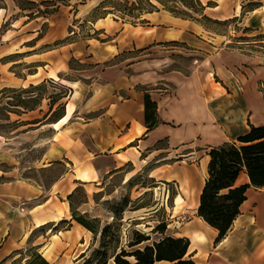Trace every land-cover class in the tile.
Instances as JSON below:
<instances>
[{
  "label": "crops",
  "instance_id": "obj_1",
  "mask_svg": "<svg viewBox=\"0 0 264 264\" xmlns=\"http://www.w3.org/2000/svg\"><path fill=\"white\" fill-rule=\"evenodd\" d=\"M0 1L4 3L0 7L1 19L2 12L9 8V1ZM27 1L37 4L52 0ZM200 1L205 5L203 0ZM210 1L213 6L206 7L204 13L209 16L210 9L209 17L215 21L241 17L237 15H240L243 5L251 4L239 23L243 30L241 36L211 33L199 21L179 17L167 10L146 12L137 22L117 18L107 21V14L93 21V26L95 22H102V26L97 28L102 39L98 38L99 45L92 49V41L96 40L88 37L84 43L89 51L84 52L96 66L104 64L101 66L104 80L99 86L108 96L103 106H99L97 118L80 122L72 109L71 116L61 122L71 106L68 101L64 111L52 120L49 118L56 110L57 101L49 105L42 116L34 112L35 108H41L40 101L37 107L30 109L12 105L21 108L18 113L5 111L6 120L15 123L16 127L8 136L0 133V261L7 254L3 250L11 243L20 245L41 227L66 220L70 212L67 197L75 187L82 185L89 193L88 187L91 186L93 193H98L94 190L95 185L102 184L100 181L106 175L125 172L121 183L135 187L133 199H138V203L143 195L151 191L148 186L151 183L162 181L175 186L170 207L165 205L168 210L164 233L158 236L157 232L147 233L151 243L165 236L186 237L189 240L186 255L196 264H264V187L247 188L239 214L218 242H215L218 230L197 215L199 196L208 176L209 156L206 152L211 146L235 141L246 133L248 121L256 126L264 124V97L257 88L258 83L263 84L264 78L260 76L255 80L256 94L250 97L243 92L236 73L229 69L237 71V66L249 69L251 65L254 70H250L255 76L257 73L264 74V53L235 49L226 51L224 47L227 40L235 38L233 42L240 45L264 48V37L256 38L264 35V0ZM34 37L30 38L35 39V43L29 49L37 48L36 42L46 38V34ZM169 42L183 43L191 55L200 56L196 71L174 75L163 56L160 59L146 58ZM72 44L78 43L67 45ZM51 51L19 49L7 52L0 47V89L24 90L46 80L55 81L64 68H56V60L46 63L47 60L41 58ZM121 54L127 55L110 62ZM259 58L262 61L257 60ZM106 62L110 63L106 65ZM20 63L33 71L26 73L24 69L23 75L16 74L14 69ZM220 67L229 70L232 79L226 81L221 78L222 83L211 81ZM216 84H219L218 89L214 88ZM139 85H147V88L140 89ZM145 92H149L156 103L161 120L149 131L144 116ZM35 97L30 96V99ZM255 107L259 109L258 122L251 120ZM54 123H59V126L54 128ZM216 126L221 134L213 133V137L223 135V138L216 144H205L209 139L206 134ZM24 130L47 136L42 154L47 163L39 169L51 170L58 164L65 168L47 187L41 180L25 175L20 171L18 162L11 160L10 138ZM163 142L165 145H161ZM127 167L126 171L124 168ZM142 172H147L149 183L146 185L135 180ZM245 183H249V178L245 171H241L235 185ZM175 196L183 199L177 207ZM160 207H164V202ZM132 212H157V207L142 205ZM68 225L69 228L57 230V233L61 232L70 242L81 245L79 253L86 257L94 234L79 223L69 221ZM153 228L148 227L151 231ZM52 232L50 235L54 234ZM154 264L172 262L160 260Z\"/></svg>",
  "mask_w": 264,
  "mask_h": 264
},
{
  "label": "rangeland",
  "instance_id": "obj_2",
  "mask_svg": "<svg viewBox=\"0 0 264 264\" xmlns=\"http://www.w3.org/2000/svg\"><path fill=\"white\" fill-rule=\"evenodd\" d=\"M8 1L9 8H6V11L2 12L4 15L0 19V47L7 52L19 49L26 51L36 50L37 52L53 50L43 54L41 58L47 60L46 63L56 60V68H64V71L58 74L55 81L46 80L34 88L28 87L24 90L21 88L0 89V133L5 136H8L9 132L13 131L16 127L15 123L6 120L5 111L9 110L16 113L21 111V108L11 107L12 105H20L24 109H30L37 107L36 104L40 101L39 106L41 108H35L34 112L42 116L49 109V98H53L57 101L55 106L57 115L64 111L65 103L68 101L73 111L76 112L75 115L80 122L98 117L100 113L99 106L108 97L102 87L99 86L104 80V73L101 70V66L104 64L96 66L97 64L93 63L94 60L85 55L84 51L89 50L85 46L84 40L88 37H94L96 41H92V49H96L97 45H99V40L97 39H102V35L98 33L97 28L102 26V22L100 24H96L95 22L93 26V21L98 16L104 15V12H109L107 13V21L117 18L137 22L147 10H167L182 18L189 20L197 19L196 21L202 23L211 33L233 37L230 34H234L235 36L242 35V25L239 23L241 22V17L245 15V11L251 7V4L243 5V9L239 13L240 15H237L241 17L215 21L209 17L210 9H208L209 16L204 13L206 7L213 6L210 0H203L205 5L200 0H152L154 3L153 7L148 4V0H105L94 11L93 8L103 0H71V2L67 0H52L45 3L42 1L37 4L27 0ZM199 2L204 6L202 13L200 12ZM3 5L4 3L0 1V7H3ZM199 13L207 16L208 19L202 18ZM188 16H192L193 18ZM45 34L46 38L42 37ZM33 36H35L34 38L39 36L42 38L36 42L37 48L29 49L35 43V39H30ZM263 37L264 35H259L256 38ZM28 39H30L29 42L26 41ZM234 39L231 41L227 40V43L224 45L226 51L227 49H235L236 51H259L264 53V48L252 45H240L233 42ZM75 42L78 44L67 45ZM157 50L156 53L146 56V58L160 59L163 56L169 64V71L174 75L179 76L194 72L197 65L200 64V56L191 55L183 43L169 42ZM132 53L136 54V52ZM126 55L121 54L110 62H116ZM137 58L140 59L141 57L138 56ZM257 60L262 61L260 58ZM110 62H106L105 64L108 65ZM27 67L21 63L17 64L14 72L18 75H23L22 70L24 69L26 73L33 71L32 68L27 69ZM248 67L250 68L237 66V71L234 68L229 69L236 73L235 76L239 79L243 92L252 97L256 94L255 80L259 79L260 76L264 78V74L257 73L255 76L251 71L254 70L251 65ZM217 72V74H213L211 81L222 83L221 78L226 81H229V78L232 79L229 70L220 67ZM109 75H112V73H109ZM139 88L146 89L147 85H139ZM214 88L218 89L219 84L214 85ZM257 88L263 93L264 97V80L262 85L258 83ZM30 96L36 97L30 99ZM257 109L255 107V115L251 119L254 122H258L257 120H259V111ZM80 118H83V120ZM213 133L221 134L218 126L213 127L206 134L209 139H206L205 144H216L223 138V135L221 137H213ZM16 134V137L10 138L11 160L18 162L21 172L36 180H41L47 187L54 177L65 168L63 165L58 164L54 165L51 170L39 169L41 165L47 163L42 156L46 148V145L43 143L47 139V136L44 137L46 134L31 133L29 130L17 132ZM33 145L35 146L33 147ZM161 145H165V143L163 142ZM170 156L172 158V155ZM124 169L127 171L128 167ZM124 174L125 172H119L117 174L106 175L103 181H100L102 184L95 185L96 188L94 190H98V193H93L91 186L88 187L89 193L82 185L75 187L68 200L70 212H68L66 220L62 222H59V220L55 222V225L48 224L41 227V229L31 234L26 241L20 243V245L15 242L11 243L10 246L3 250L7 254L1 259L0 264H27L35 253L40 254L50 264H80L83 261L82 259V261L79 260L82 255H84L83 259L90 256L93 250L99 246L100 231L104 225L111 222L119 223L120 227L118 244L114 241L109 244L110 249L118 245L117 251H119L120 247L130 250L127 243L132 238L134 230L148 235L147 233L152 232L148 227L162 225V231L155 233L156 236L162 235L161 233H164V228L166 227L165 220L167 219L168 210L165 209V205L170 207L175 186L173 184H163L162 181L151 183L148 185L151 191L143 195L141 197L142 201L138 203V199H133L135 187L131 184L126 185L121 183V178ZM135 180H137V183L146 185V183H149L147 172L138 174ZM163 202L164 207H160ZM142 205H146L147 208L149 206L157 207V212H132L135 208ZM115 214L121 217V219L115 220ZM73 215L86 218L97 231V234L93 233L94 239L88 245L89 251L86 257L85 254L79 253V250L82 248L81 245L76 242H70L69 238L61 235V232L57 233V230L69 228V221L77 223L73 219ZM52 230L54 234L50 235ZM56 234L58 237L54 238L53 235ZM144 244H151V241H146L141 246ZM108 263L114 264L112 259H109Z\"/></svg>",
  "mask_w": 264,
  "mask_h": 264
},
{
  "label": "trees",
  "instance_id": "obj_3",
  "mask_svg": "<svg viewBox=\"0 0 264 264\" xmlns=\"http://www.w3.org/2000/svg\"><path fill=\"white\" fill-rule=\"evenodd\" d=\"M104 1L94 7L93 11ZM148 1V4L153 7L152 0ZM198 4L202 13L204 6L200 2ZM154 10L156 9L147 10L145 13ZM107 13L109 12H104V14ZM201 13L199 14L202 18L208 19ZM188 17L193 18L192 16ZM55 101L50 98L49 105L52 106ZM56 115L57 109L53 111L49 120H52ZM144 116L147 131L161 123L156 103L151 99L149 92L144 93ZM247 125L249 126L248 131L238 136L235 141H225L219 145L211 146L206 152L209 156L208 176L199 196L197 215L218 230L215 242L225 236L233 220L239 214V206L245 200L247 188L250 186L264 187V124L256 126L248 121ZM241 171H245L249 183L235 185ZM72 193L68 195V200ZM114 217L115 220L121 219L116 214ZM73 219L92 233L97 234L95 227L86 218L73 215ZM62 221L65 220L60 222ZM162 229L163 226L158 225L152 229V232H161ZM119 238V223L111 222L104 225L99 234V246L80 264H109V259H112L114 264H154L160 260H167L172 264H196L189 258V255H186L189 246V240L186 237L165 236L151 244L141 246L150 238L148 235L134 230L132 238L127 243L130 250L120 247L117 251L118 245L110 249V242L114 241L118 244ZM27 264L50 263L40 254L35 253Z\"/></svg>",
  "mask_w": 264,
  "mask_h": 264
},
{
  "label": "bare ground",
  "instance_id": "obj_4",
  "mask_svg": "<svg viewBox=\"0 0 264 264\" xmlns=\"http://www.w3.org/2000/svg\"><path fill=\"white\" fill-rule=\"evenodd\" d=\"M67 113H66V117L64 116V119H62V121L61 122H65L66 120H67V118L69 117V116H71V114H72V108H71V106H69L68 108H67V111H66ZM55 125H54V128H57L58 126H59V123H54ZM83 177V179H85V177L86 176H82ZM176 197V196H175ZM182 202H183V199L180 197V196H177L176 197V207L179 205V204H182ZM174 203H175V201H174ZM174 206H175V204H174ZM175 209V208H174ZM53 237L55 238V237H58V235L56 234V235H53Z\"/></svg>",
  "mask_w": 264,
  "mask_h": 264
}]
</instances>
